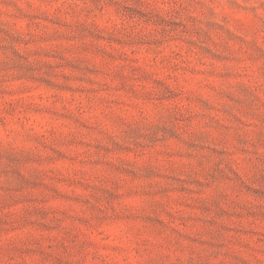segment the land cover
Wrapping results in <instances>:
<instances>
[{"label":"rangeland","instance_id":"rangeland-1","mask_svg":"<svg viewBox=\"0 0 264 264\" xmlns=\"http://www.w3.org/2000/svg\"><path fill=\"white\" fill-rule=\"evenodd\" d=\"M0 264H264V0H0Z\"/></svg>","mask_w":264,"mask_h":264}]
</instances>
